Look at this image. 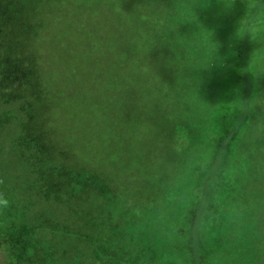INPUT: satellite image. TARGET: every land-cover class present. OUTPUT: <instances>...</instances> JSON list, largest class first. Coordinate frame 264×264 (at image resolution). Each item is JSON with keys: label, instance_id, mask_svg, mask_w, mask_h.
Here are the masks:
<instances>
[{"label": "trees", "instance_id": "1", "mask_svg": "<svg viewBox=\"0 0 264 264\" xmlns=\"http://www.w3.org/2000/svg\"><path fill=\"white\" fill-rule=\"evenodd\" d=\"M39 1L0 0V192L3 193L0 196L5 210L10 208L16 217H13L15 233L5 238L13 239L11 250L15 256L11 263L222 264L226 261L233 264L228 262L226 254L229 235L235 233L234 218L229 216L232 211L228 208L241 206L245 216L253 202L264 206L263 187L259 191L261 199L258 193L250 194L247 199L246 186L237 183L242 179H235L234 184L226 187L218 179L225 169L226 177H234L239 169L246 171L244 166L234 168L231 156L234 158L237 153L241 141L238 133L245 132L247 115L236 123L229 136L216 142V150L209 143L202 148L192 146L195 143L192 135L195 131L196 137L204 136L217 128L225 103L236 95L241 72L246 76L247 105L252 96L263 95L259 82L264 61V0H255L250 6L247 0H186V3L170 0L173 6L163 4L169 9L168 27L175 34L179 31L180 36L178 43L175 36L170 42L182 56L190 52L194 60L187 76L190 91L185 95L191 115L183 126L184 148L193 152L186 160L191 170L180 176L178 186H165L160 179L149 187L153 195L144 189L133 193L131 186L112 173L99 175L73 164L56 163L52 152L33 143L30 124H37L34 112L43 102L37 95L42 71L35 24L30 25L28 19L27 24L21 21L31 11L40 12L35 4ZM155 3L113 0L109 7L113 13L122 15L125 30L131 31L127 16L134 8L132 5ZM229 10L246 18V36L250 22L259 23L256 32L261 37L258 47L261 54L256 51L252 59L237 56L239 30L233 36L230 26L240 27V20ZM23 35L29 39L22 40ZM133 35L129 41L137 45L141 38ZM172 63L169 59L170 68ZM230 80L236 83V88L227 91ZM225 92L227 99L223 101ZM207 104L209 119L204 122L205 116L200 113ZM198 106L200 113H195L193 110ZM245 140L243 143L256 152L255 140V143ZM203 169L208 172L206 179L205 174L201 175ZM214 186L222 190L218 198L222 207L220 217L213 221L207 210L215 202L210 199ZM211 229L217 240L209 248L205 239L211 235Z\"/></svg>", "mask_w": 264, "mask_h": 264}, {"label": "rangeland", "instance_id": "2", "mask_svg": "<svg viewBox=\"0 0 264 264\" xmlns=\"http://www.w3.org/2000/svg\"><path fill=\"white\" fill-rule=\"evenodd\" d=\"M111 1L40 0L35 3L40 12L24 15L21 23L27 24L28 19L30 25L35 24L38 33L36 47L42 71L37 95L43 102L34 112L37 124H30V134L34 144L53 153L56 163L73 164L80 170L99 175L112 173L131 186L133 193L144 189L153 195L149 187L158 180L174 188L180 176L191 170L186 160L193 151L184 148L183 126L191 115L185 95L190 91L187 76L194 60L190 52L182 56L170 42L175 36L178 43L180 37L179 31L175 34L166 22L169 9L163 4L173 6L172 1L148 0L156 2L155 5H132L134 8L127 16L131 31L125 30L122 15L111 11ZM253 1L246 3L250 6ZM231 13L240 20V27L230 26L233 36L239 30L237 56L252 59L256 51L261 54L258 49L261 37L256 32L259 23L251 21L246 36V18L242 19L243 15L234 10ZM131 33L141 38L140 43L129 41ZM25 38L29 39L23 35L22 40ZM169 59L173 62L171 68L167 64ZM152 73L157 77H152ZM262 73L259 84L263 95L252 96L247 105L246 76L241 72L239 88L228 104L224 102L225 109L217 128L205 132L204 136L196 137L195 131L192 135L195 142L192 146L202 148L209 143L212 149L216 146L213 149L216 150V142L229 136L247 115L245 132L238 133L241 141L237 153L234 158L231 156L234 168L244 166L246 171L239 169L234 177L224 176L226 169L218 174L222 187L242 179L243 182L237 183L246 186L247 199L252 193H258L261 199L259 191L264 188V61ZM229 88L234 90L236 83L230 80L227 91ZM225 94L223 101L227 99ZM193 111L200 113L199 106ZM200 114L205 116L204 122L208 121V104ZM244 139L255 140L256 146H252L256 147V152L243 143ZM202 174L206 179L207 170L203 169ZM221 195L220 186H214L210 199L215 202L207 210V216L213 221L220 217L222 203L218 198ZM1 198L0 264H12L13 239L5 238L15 233L16 217L10 208L5 210ZM228 209L232 211L229 216L234 218L232 229L235 232L230 233L227 241L228 262L264 264V206L253 202L245 216L241 206ZM214 238L211 229V235L205 239L209 248L217 240Z\"/></svg>", "mask_w": 264, "mask_h": 264}]
</instances>
